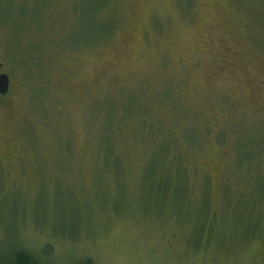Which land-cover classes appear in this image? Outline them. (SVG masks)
<instances>
[{
  "label": "rangeland",
  "instance_id": "1",
  "mask_svg": "<svg viewBox=\"0 0 264 264\" xmlns=\"http://www.w3.org/2000/svg\"><path fill=\"white\" fill-rule=\"evenodd\" d=\"M0 69L3 262L264 264V0H0Z\"/></svg>",
  "mask_w": 264,
  "mask_h": 264
},
{
  "label": "trees",
  "instance_id": "2",
  "mask_svg": "<svg viewBox=\"0 0 264 264\" xmlns=\"http://www.w3.org/2000/svg\"><path fill=\"white\" fill-rule=\"evenodd\" d=\"M170 139V137H168ZM165 139L164 140V146L166 147L165 151H167L169 144L171 142H169V139ZM168 154V152H167ZM163 157H165V155H162ZM165 160H168V157L163 158ZM174 163H178L179 158L177 156H175L173 158ZM171 161V162H172ZM0 264H38L36 258L30 253L27 252L25 250H17L15 251L9 259H5V261L3 262V257L1 256L0 253ZM81 264H92V262L89 259H84L81 261Z\"/></svg>",
  "mask_w": 264,
  "mask_h": 264
},
{
  "label": "water",
  "instance_id": "3",
  "mask_svg": "<svg viewBox=\"0 0 264 264\" xmlns=\"http://www.w3.org/2000/svg\"><path fill=\"white\" fill-rule=\"evenodd\" d=\"M8 77L4 73H0V94H5L8 90Z\"/></svg>",
  "mask_w": 264,
  "mask_h": 264
},
{
  "label": "flooded vegetation",
  "instance_id": "4",
  "mask_svg": "<svg viewBox=\"0 0 264 264\" xmlns=\"http://www.w3.org/2000/svg\"><path fill=\"white\" fill-rule=\"evenodd\" d=\"M0 73H1V69H0Z\"/></svg>",
  "mask_w": 264,
  "mask_h": 264
}]
</instances>
